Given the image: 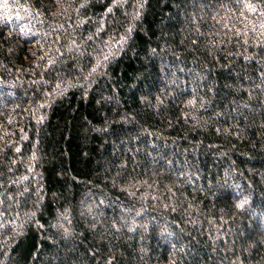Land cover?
Instances as JSON below:
<instances>
[{
  "label": "trees",
  "instance_id": "1",
  "mask_svg": "<svg viewBox=\"0 0 264 264\" xmlns=\"http://www.w3.org/2000/svg\"><path fill=\"white\" fill-rule=\"evenodd\" d=\"M0 264H264V0H0Z\"/></svg>",
  "mask_w": 264,
  "mask_h": 264
}]
</instances>
